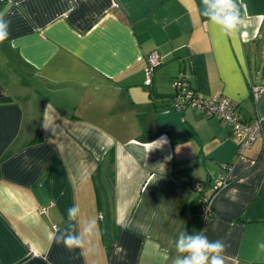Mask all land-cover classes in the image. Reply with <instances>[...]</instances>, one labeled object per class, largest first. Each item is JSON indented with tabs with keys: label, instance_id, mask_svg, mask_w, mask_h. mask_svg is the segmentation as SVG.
Masks as SVG:
<instances>
[{
	"label": "crops",
	"instance_id": "crops-1",
	"mask_svg": "<svg viewBox=\"0 0 264 264\" xmlns=\"http://www.w3.org/2000/svg\"><path fill=\"white\" fill-rule=\"evenodd\" d=\"M236 3L234 36L210 18L215 0H5L0 264H174L181 232L222 241L224 264H264V138L239 149L218 115L171 107L184 76L244 120L264 114V88L251 93L264 87V0ZM66 230L83 247L58 242Z\"/></svg>",
	"mask_w": 264,
	"mask_h": 264
},
{
	"label": "built area",
	"instance_id": "built-area-1",
	"mask_svg": "<svg viewBox=\"0 0 264 264\" xmlns=\"http://www.w3.org/2000/svg\"><path fill=\"white\" fill-rule=\"evenodd\" d=\"M160 56L156 51H151L147 56L145 66V84L150 85L152 74L156 66L160 64ZM173 95L171 97V107L175 110H183L187 107H196L201 109L205 115H218L222 120L232 126V132L237 140L239 149H242L257 137L264 138V114H256L250 120L242 119L237 111V104L229 98L218 95L204 98L198 91L191 86L188 79L184 76H177L172 80ZM264 87L251 85V93L256 97L257 93ZM225 182L217 180L214 183V189L217 190ZM197 191H201L200 185H197ZM201 210L209 212V199L201 198Z\"/></svg>",
	"mask_w": 264,
	"mask_h": 264
},
{
	"label": "clouds",
	"instance_id": "clouds-1",
	"mask_svg": "<svg viewBox=\"0 0 264 264\" xmlns=\"http://www.w3.org/2000/svg\"><path fill=\"white\" fill-rule=\"evenodd\" d=\"M202 3L208 4L209 0H202ZM210 18L226 25L234 36L242 25L236 0H215V8ZM8 23L0 17V43H3L9 36ZM78 212L79 209L75 206L69 208V220L76 219ZM94 226L95 221H89L84 228L85 234H91ZM58 242H62L69 250L83 247L84 243L82 236L76 230H66L58 238ZM258 248L264 251V243H260ZM175 249L180 255H177L174 264H224L222 254L225 251V244L220 240L210 241L203 232L194 236L181 232L175 242Z\"/></svg>",
	"mask_w": 264,
	"mask_h": 264
},
{
	"label": "trees",
	"instance_id": "trees-1",
	"mask_svg": "<svg viewBox=\"0 0 264 264\" xmlns=\"http://www.w3.org/2000/svg\"><path fill=\"white\" fill-rule=\"evenodd\" d=\"M4 2H5V0H0V9L2 8ZM172 95H173V93H172ZM172 95H171V97H172ZM34 140L36 141L37 139H32L31 142H33Z\"/></svg>",
	"mask_w": 264,
	"mask_h": 264
}]
</instances>
